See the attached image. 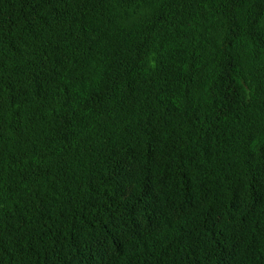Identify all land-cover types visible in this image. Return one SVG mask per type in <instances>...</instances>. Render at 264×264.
<instances>
[{
    "label": "trees",
    "instance_id": "16d2710c",
    "mask_svg": "<svg viewBox=\"0 0 264 264\" xmlns=\"http://www.w3.org/2000/svg\"><path fill=\"white\" fill-rule=\"evenodd\" d=\"M0 264H264V0H0Z\"/></svg>",
    "mask_w": 264,
    "mask_h": 264
}]
</instances>
